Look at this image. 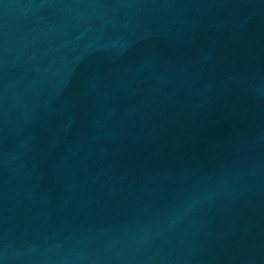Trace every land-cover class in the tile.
Listing matches in <instances>:
<instances>
[{
	"label": "water",
	"instance_id": "1",
	"mask_svg": "<svg viewBox=\"0 0 264 264\" xmlns=\"http://www.w3.org/2000/svg\"><path fill=\"white\" fill-rule=\"evenodd\" d=\"M0 264H264V0H0Z\"/></svg>",
	"mask_w": 264,
	"mask_h": 264
}]
</instances>
